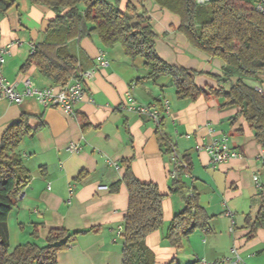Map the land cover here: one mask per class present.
Listing matches in <instances>:
<instances>
[{
	"label": "crops",
	"instance_id": "1",
	"mask_svg": "<svg viewBox=\"0 0 264 264\" xmlns=\"http://www.w3.org/2000/svg\"><path fill=\"white\" fill-rule=\"evenodd\" d=\"M129 1L150 19L159 56L196 70L199 87L228 90L237 80L238 76H233L228 83L218 82L224 61L190 43L179 31V14L158 0H121V10ZM55 17V11L29 0H17V5L0 17V48L14 43L6 54L3 73L20 91L25 88V78H30L34 87L53 86L35 65L28 70L21 67L31 55V46L43 40L49 21ZM71 50L78 57V75L85 90L74 105V114L46 106L35 97H26L20 104L0 98V144L7 127L23 114L30 116L31 127H38L35 135L26 137L19 146L31 180L20 191L7 218L10 248L29 242L44 246L52 229L87 230L58 252L57 264H122L123 241L117 230L123 228L129 193L120 182L125 173L123 161L132 159L134 174L143 182L156 183L164 195L165 225L185 209L192 195L209 217L207 227L185 238L180 250L164 237V231L151 232L146 243L155 255V264L175 259L179 264H195L203 257L213 261L234 258V249L243 264H264V223L251 233L252 223L264 210V148L242 116L233 119L240 107L222 106L225 99L215 95L179 98L171 77L147 78L141 57L127 56L120 44L105 47L97 36L74 38ZM101 51L110 64L98 68ZM90 69H96L94 76L82 77ZM251 83L264 91V74ZM127 92L139 103L163 108L161 128L167 146L160 144L159 125L152 119L119 108ZM223 133L229 135L241 156L214 166L209 154L195 147ZM73 142L79 145L78 151L69 149ZM172 146L186 161L190 174L185 171L180 175L182 193L173 190L175 180L170 177L177 168L172 150L167 151Z\"/></svg>",
	"mask_w": 264,
	"mask_h": 264
},
{
	"label": "trees",
	"instance_id": "2",
	"mask_svg": "<svg viewBox=\"0 0 264 264\" xmlns=\"http://www.w3.org/2000/svg\"><path fill=\"white\" fill-rule=\"evenodd\" d=\"M48 7L56 17L49 21L44 38L35 44L21 69L35 65L38 72L53 85H65L79 78V60L71 50L74 38L97 36L105 47L120 44L127 56L141 57L147 78L157 81L171 77L179 98L191 100L199 96L215 95L225 99L222 106H238L239 112L253 131L255 139L264 148V91L251 80L264 74V16L247 0H211L199 4L197 0H158L181 17L179 31L200 50L224 61L219 83H228L238 76L228 90L211 86L199 87L195 83L198 72L179 67L162 59L156 50V33L145 11H139L130 1L121 10V0H29ZM17 0H0V17L5 16ZM162 108V107H161ZM163 112V108L161 109ZM29 115L23 114L5 130L0 144V264H57L58 252L67 249L77 236L87 230L68 231L52 229L44 246L36 243L19 244L10 248L7 218L20 191L31 180L19 150L22 141L35 135L37 128L29 124ZM157 138L167 146V137L161 128ZM172 150V147L167 151ZM172 152V151H171ZM132 159L124 160L123 183L129 193L128 210L122 232V264H155V255L147 246L146 237L153 231H164V237L178 250L182 241L196 229L206 228L209 217L198 205L196 195L187 198L184 210L177 213L169 225L163 218V198L159 186L141 181L133 172ZM178 178L173 190L183 192L180 175L186 169L178 167ZM264 223L261 210L252 223L251 233ZM167 264H179L175 259Z\"/></svg>",
	"mask_w": 264,
	"mask_h": 264
},
{
	"label": "built area",
	"instance_id": "3",
	"mask_svg": "<svg viewBox=\"0 0 264 264\" xmlns=\"http://www.w3.org/2000/svg\"><path fill=\"white\" fill-rule=\"evenodd\" d=\"M211 0H197L199 4H206ZM250 1L255 10L264 16V0H247ZM14 43L7 45L6 47L0 48V98H7L10 101H14L18 104L22 103L26 97H35L40 100L44 105L57 106L63 109L68 114H74V105L80 101L84 95L85 90L83 82L80 78H72L65 85H53L49 87L39 88L32 85L30 78L24 79V90L20 91L16 88V85L9 83L3 73V65L6 61V54L9 53L10 47ZM35 51V46H31V53ZM98 68L109 66V59L106 57L104 51H101L97 56ZM96 72V69H90L82 74V77L92 78ZM165 109H168V101L164 102ZM119 108L123 111L137 113L139 115L146 116L152 119L157 125H160L163 121L164 112L157 105L139 103L135 98L132 97L130 92H127V99L120 103ZM79 145L77 143H70L69 149L71 151H78ZM197 150H205L210 156V162L216 166L224 163L232 158L240 157L241 152L236 150L230 143V137L227 133L221 134L217 139L213 140L208 144L196 145ZM173 161L176 167H183L187 169V163L179 154V152L172 146L171 152ZM264 159V153H263ZM176 168V169H177ZM170 172V177L173 180L178 178L177 170ZM190 176L189 172L185 173ZM257 186L261 187L258 175L255 176ZM105 187V186H102ZM122 232V228L117 230V235ZM234 258L223 257L217 261L209 260L205 257L199 258L195 264H243L242 258L240 257L237 250L234 249Z\"/></svg>",
	"mask_w": 264,
	"mask_h": 264
},
{
	"label": "rangeland",
	"instance_id": "4",
	"mask_svg": "<svg viewBox=\"0 0 264 264\" xmlns=\"http://www.w3.org/2000/svg\"><path fill=\"white\" fill-rule=\"evenodd\" d=\"M31 264H37V262H32Z\"/></svg>",
	"mask_w": 264,
	"mask_h": 264
}]
</instances>
